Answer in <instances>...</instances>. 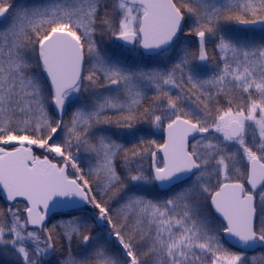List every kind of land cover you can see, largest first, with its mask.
Masks as SVG:
<instances>
[{"label": "snow or ice", "instance_id": "1", "mask_svg": "<svg viewBox=\"0 0 264 264\" xmlns=\"http://www.w3.org/2000/svg\"><path fill=\"white\" fill-rule=\"evenodd\" d=\"M0 264H264V0H0Z\"/></svg>", "mask_w": 264, "mask_h": 264}]
</instances>
